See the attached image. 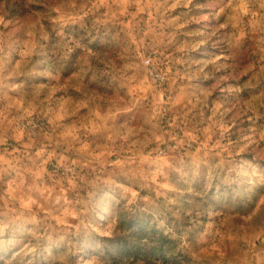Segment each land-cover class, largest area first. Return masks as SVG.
Returning <instances> with one entry per match:
<instances>
[{"label": "rangeland", "instance_id": "rangeland-1", "mask_svg": "<svg viewBox=\"0 0 264 264\" xmlns=\"http://www.w3.org/2000/svg\"><path fill=\"white\" fill-rule=\"evenodd\" d=\"M0 264H264V0H0Z\"/></svg>", "mask_w": 264, "mask_h": 264}]
</instances>
